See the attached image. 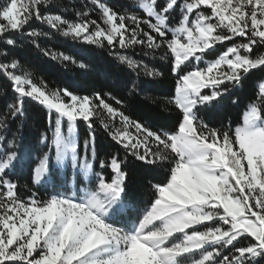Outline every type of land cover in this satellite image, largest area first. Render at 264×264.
<instances>
[{
  "label": "snow or ice",
  "instance_id": "snow-or-ice-1",
  "mask_svg": "<svg viewBox=\"0 0 264 264\" xmlns=\"http://www.w3.org/2000/svg\"><path fill=\"white\" fill-rule=\"evenodd\" d=\"M92 3L107 27L97 20L72 22L61 14L43 15L40 6L47 0H6L0 6V38L15 46L8 34L24 32L36 19L66 37L101 46L106 42L113 49L166 47L177 76L174 103L181 119L171 132L153 131L111 107L99 92L94 98L67 88L47 92L30 73L16 74L19 61L0 62V72L16 94L7 106L8 116L15 119L23 113L25 98L44 105L50 121L51 113L56 114V164L45 153L33 168L20 146L0 135V264H184L189 258L190 264H259L264 259V80L234 129L211 127L200 112L219 104L226 94L234 95L233 89H242L252 70L264 68V53L256 52L264 46V0H165L163 5L140 0L146 19L121 15L101 0ZM142 24L149 31H143ZM26 34L47 35L36 30ZM237 37L241 42H235ZM225 42L230 46L201 68L207 50ZM115 55L137 73L157 74L142 61L119 51ZM60 56L75 63L71 56ZM189 65L195 66L188 70ZM100 109L113 119L120 117V128L101 120L113 140L145 164L167 166L165 179L152 185L155 198L142 212L118 156L98 161L100 169L111 170L109 176L94 171L87 155L89 149L94 154V132L84 141L81 158L76 122H87L91 129ZM5 121H0V129L10 127ZM41 142L47 143V137ZM65 160L77 170V178L81 172L88 178L91 187L83 196L59 191L68 176L57 165ZM25 167L32 182L51 185L54 194L49 199L38 200L35 193L27 200L17 195L15 173Z\"/></svg>",
  "mask_w": 264,
  "mask_h": 264
},
{
  "label": "trees",
  "instance_id": "trees-1",
  "mask_svg": "<svg viewBox=\"0 0 264 264\" xmlns=\"http://www.w3.org/2000/svg\"><path fill=\"white\" fill-rule=\"evenodd\" d=\"M115 12L121 15L134 14L147 18L140 9V0H101ZM6 0H0L3 6ZM163 5L165 0H158ZM41 13L61 14L65 19L72 22L80 20H97L102 27L101 12L93 5L92 0H47V5L40 6ZM77 13L87 15L77 16ZM179 11L172 17V25L178 22ZM4 22V21H0ZM6 23V22H5ZM131 25V21H128ZM143 31H149L147 24H142ZM31 30L47 33V35L29 37L26 33ZM8 35L16 40L15 46L6 45L3 38H0V53L7 51V57L0 55V62L19 61L16 74L23 75L30 73L32 81L40 85H46L47 92L67 88L78 96L95 97L99 92L101 97L111 107L118 112H123L131 121H138L145 127L157 132H171L178 127L181 119V112L174 103L176 97L177 76L171 71L172 56L166 49H149L147 44L133 45L126 49H120L119 45L115 49L110 48L105 42L102 46L90 44L80 40H75L71 36H64L62 31L51 28L48 24L32 19L25 27L24 32H12ZM171 34H169V37ZM235 42H241L237 37ZM231 42L218 44L214 49L207 50L200 67H205L207 62L218 58ZM119 51L121 55H127L135 60L147 64L149 69H155L156 75L148 76L141 70L139 73L121 63L115 53ZM258 54L264 53V46L256 49ZM71 56L75 63L65 61L60 54ZM81 63L84 67H81ZM195 65H189L191 70ZM264 80V68L252 70L245 80L242 89H233L234 95L229 93L220 99L219 104L207 109L202 108L200 115L205 122H209L211 127L233 129L242 123L243 113L246 105L254 97L258 83ZM135 86V87H134ZM12 84L7 76L0 72V121H5L10 125L8 129H0V135L6 137L9 144L15 141L20 146V150L25 153L26 161H30L34 168L47 153L51 157L53 164L55 160V112L51 113L49 120V110L39 102L31 98L24 99L23 113L15 119L8 116V105L14 103L15 93L11 90ZM208 92V89H204ZM121 101L117 104L116 101ZM237 100L236 104L232 101ZM67 102V97H65ZM93 103H97L93 99ZM101 120L116 128L122 127L120 117L114 119L109 117L106 111L100 109L93 119V126L90 129L87 122L78 120L76 122L78 142L80 144L81 158L84 156V141L89 139V133L95 134L94 154L89 149L87 155L90 162L95 164V172H103L105 176L111 174L108 168L100 169L98 161L110 160L112 156H118L122 161L124 170L128 173V186L137 200V206L142 212L155 198L153 184L165 179L167 166L148 165L137 160L121 144L112 139L108 131L105 130ZM62 130L67 134V122L62 125ZM129 131L136 133L134 127H129ZM47 137V143H42V137ZM3 151V141H0V152ZM57 167L67 171V184L59 191L76 193L81 190L87 192L91 187L88 178L80 173L77 178V170L71 168L70 160H65ZM19 184L17 195L27 200L35 193L36 199L47 200L53 193L51 185L36 184L32 182L28 175V169L17 170L15 177ZM74 185V186H73ZM132 219L135 220V209L132 212ZM199 230H204L203 225L196 226ZM184 264H190V258L185 259ZM259 264H264V259Z\"/></svg>",
  "mask_w": 264,
  "mask_h": 264
},
{
  "label": "rangeland",
  "instance_id": "rangeland-1",
  "mask_svg": "<svg viewBox=\"0 0 264 264\" xmlns=\"http://www.w3.org/2000/svg\"><path fill=\"white\" fill-rule=\"evenodd\" d=\"M82 173H83V172H82ZM73 186H74V185H73ZM85 193H86L85 191L81 190L79 194H80L81 196H83Z\"/></svg>",
  "mask_w": 264,
  "mask_h": 264
}]
</instances>
